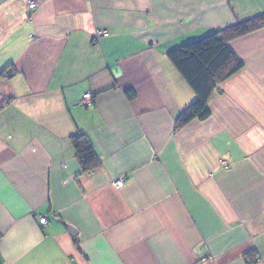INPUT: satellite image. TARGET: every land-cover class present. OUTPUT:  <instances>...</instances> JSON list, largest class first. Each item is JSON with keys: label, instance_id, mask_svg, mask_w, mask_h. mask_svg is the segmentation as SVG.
<instances>
[{"label": "crops", "instance_id": "crops-1", "mask_svg": "<svg viewBox=\"0 0 264 264\" xmlns=\"http://www.w3.org/2000/svg\"><path fill=\"white\" fill-rule=\"evenodd\" d=\"M29 1L0 0V264H264V28L177 131L195 96L167 56L264 0Z\"/></svg>", "mask_w": 264, "mask_h": 264}, {"label": "trees", "instance_id": "trees-1", "mask_svg": "<svg viewBox=\"0 0 264 264\" xmlns=\"http://www.w3.org/2000/svg\"><path fill=\"white\" fill-rule=\"evenodd\" d=\"M263 28L264 14H260L168 52V59L195 96L193 103L177 116L176 131L192 121L203 122L210 117L208 102L213 92L244 67L229 43ZM6 104H1L0 110ZM73 146L82 171L89 173L100 166L87 137L77 136Z\"/></svg>", "mask_w": 264, "mask_h": 264}, {"label": "built area", "instance_id": "built-area-1", "mask_svg": "<svg viewBox=\"0 0 264 264\" xmlns=\"http://www.w3.org/2000/svg\"><path fill=\"white\" fill-rule=\"evenodd\" d=\"M36 8V2L31 0L28 2V11L32 12L34 11ZM96 36L99 37V36H102V37H107L108 36V32L107 31H98L96 32ZM91 99V95L87 94L83 97V102L81 103V105H85L88 103V100ZM87 101V102H85ZM219 164L220 166L224 167V168H228L229 165L227 162L223 161V160H220L219 161ZM123 180L119 179L118 181L112 183V186L119 190V189H122L123 188ZM38 221H39V224L40 225H45L47 223V220H46V217L45 216H41L38 218Z\"/></svg>", "mask_w": 264, "mask_h": 264}, {"label": "water", "instance_id": "water-1", "mask_svg": "<svg viewBox=\"0 0 264 264\" xmlns=\"http://www.w3.org/2000/svg\"><path fill=\"white\" fill-rule=\"evenodd\" d=\"M69 232L74 234V230L73 229H69Z\"/></svg>", "mask_w": 264, "mask_h": 264}]
</instances>
